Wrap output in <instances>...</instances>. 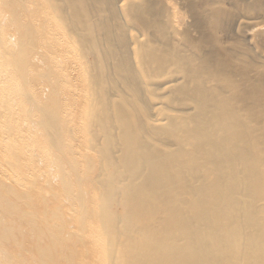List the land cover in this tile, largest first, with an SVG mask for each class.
<instances>
[{"label": "bare ground", "instance_id": "bare-ground-1", "mask_svg": "<svg viewBox=\"0 0 264 264\" xmlns=\"http://www.w3.org/2000/svg\"><path fill=\"white\" fill-rule=\"evenodd\" d=\"M0 264H264V0H0Z\"/></svg>", "mask_w": 264, "mask_h": 264}]
</instances>
